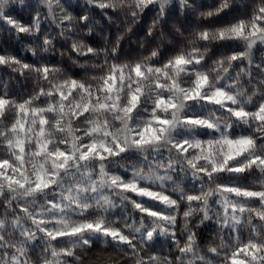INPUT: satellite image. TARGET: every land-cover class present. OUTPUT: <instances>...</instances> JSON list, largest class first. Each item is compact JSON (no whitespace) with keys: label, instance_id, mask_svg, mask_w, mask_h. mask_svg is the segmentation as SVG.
Here are the masks:
<instances>
[{"label":"snow or ice","instance_id":"snow-or-ice-1","mask_svg":"<svg viewBox=\"0 0 264 264\" xmlns=\"http://www.w3.org/2000/svg\"><path fill=\"white\" fill-rule=\"evenodd\" d=\"M7 19L15 26L11 16ZM217 22L222 25L217 34L234 65L246 60L241 42L247 48L264 44V5L251 13L233 9L231 17L221 14ZM10 60L21 63L16 57ZM7 62L0 55V65ZM202 63L199 57L189 60L176 53L155 70L167 79V67L179 76L186 66ZM28 67L23 64V70ZM37 68L47 81L50 66ZM147 72L139 64L129 70L114 63L99 87L77 73L47 88L0 91V218L25 238L40 234L54 245L71 240V250L54 246L49 253L52 264H60L77 246L90 243V232L133 243L122 228L106 223L117 192H131L129 203L142 217L167 219L157 205L175 207L169 204L168 186L181 172L191 171L204 182L190 188L186 200L202 215L218 218L226 233L220 248L209 251L221 255L223 264H264V99H256L264 96V88H241L240 73L213 85L206 70H197L188 85L171 80L169 93L155 97L153 115L134 127L146 94L139 81ZM124 85L129 89L126 102ZM155 86L164 83L157 80ZM197 102L212 110L197 107ZM109 111L127 120L123 139L98 119ZM130 149L146 158L162 152L167 156L126 174L110 171L107 162Z\"/></svg>","mask_w":264,"mask_h":264},{"label":"clouds","instance_id":"clouds-1","mask_svg":"<svg viewBox=\"0 0 264 264\" xmlns=\"http://www.w3.org/2000/svg\"><path fill=\"white\" fill-rule=\"evenodd\" d=\"M260 5H264V0H0V55L8 60L0 65V91L7 92L21 85H24L23 92L47 88L49 84L71 79L78 71L81 77H91L90 83L99 87L114 63L129 70L139 64L146 72L147 66L152 65L153 71L139 81L146 94L134 117V127L143 125L153 115L155 97L169 93L171 80L178 79L188 85L197 70H206L213 85L240 73L241 88L252 92L258 84L264 88V44L247 48L241 42L246 60L234 65L232 53L225 50L217 34L222 27L217 17L225 13L231 17L236 8L251 13ZM149 10L152 14L145 22ZM173 10L175 15L170 16ZM8 16L15 21V26ZM142 23L145 30L138 34L136 30ZM93 37L100 43H94ZM9 41L19 47V53L9 47ZM122 48L126 51L122 52ZM176 53L185 54L189 60L199 57L204 63L186 66L179 76L173 67H167L165 79L155 66L163 65ZM11 57L21 63L13 64ZM23 64L29 65L27 70H23ZM44 64L52 69L47 81L37 68ZM221 67L223 70L218 71ZM131 79L135 81L134 74ZM157 80H162L164 87L155 86ZM123 87L122 102H126L129 89L126 85ZM197 107L212 110V106H202L199 102ZM98 119L106 120L113 133L123 139V125L127 120L119 113L101 112ZM133 152L135 149H130L128 155L113 158L107 167L112 172L126 174L133 168L151 164L152 159L167 156V152H162L146 158ZM203 182L191 171L181 172L178 181L174 179L168 191L173 197L169 204L174 202L175 207L157 205L167 213V219L142 217L129 203L134 199L132 193L117 192L113 197L116 206L106 217V223L122 228L133 243H117L90 232V243L77 246L73 255L61 258L60 264H223L221 255L209 251L211 247L220 248L226 236L220 220L202 215L185 198L190 188L199 187ZM54 246L73 248L71 240L54 245L40 234L25 238L8 220L0 218V264H21L22 261L23 264H52L49 253Z\"/></svg>","mask_w":264,"mask_h":264},{"label":"trees","instance_id":"trees-1","mask_svg":"<svg viewBox=\"0 0 264 264\" xmlns=\"http://www.w3.org/2000/svg\"><path fill=\"white\" fill-rule=\"evenodd\" d=\"M204 2H206V0H204ZM151 14H152L151 13V10H149V11L146 12L145 17H144V21L145 22L148 20V18H149V16ZM97 15H99V12H97ZM174 15H175V10H173L170 13V16H174ZM166 27H167V25H166ZM144 30H145L144 29V25L142 23L141 25L138 26V28H137L136 31H137L138 34H140V33H143ZM92 39H93V42L94 43H100V41L96 37H93ZM8 45H9V47L15 48V50L17 51V53H19L20 49H19V47L17 45H15L14 43H12L11 41L8 42ZM131 50H134V49H131ZM123 51H126V50L122 48V52ZM27 58L28 59H32L31 56H28ZM53 59H55V58H53ZM78 73H79V71H78ZM23 89H24V85H21L19 88H15V87L13 88V90L14 91H17V92H23Z\"/></svg>","mask_w":264,"mask_h":264}]
</instances>
